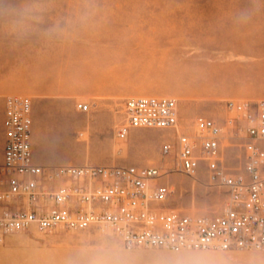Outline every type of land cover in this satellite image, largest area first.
Here are the masks:
<instances>
[{
  "label": "rangeland",
  "instance_id": "1",
  "mask_svg": "<svg viewBox=\"0 0 264 264\" xmlns=\"http://www.w3.org/2000/svg\"><path fill=\"white\" fill-rule=\"evenodd\" d=\"M5 84H16L5 96L32 99L36 159L159 166L161 182L174 190L164 207L218 211L224 189L209 185L206 164L188 175L176 170L173 154H162L174 130L137 128L121 140L115 128L134 96L178 100L180 131L189 134L200 116L226 125L233 115L227 99H264V0H0ZM79 102L88 109H79ZM63 137L69 141L58 144ZM242 141L225 148L234 172L241 167ZM105 244L120 248L131 264H154L177 252L127 247L99 225L32 226L0 242V264H76L81 251ZM209 251L230 264H264V250Z\"/></svg>",
  "mask_w": 264,
  "mask_h": 264
},
{
  "label": "built area",
  "instance_id": "2",
  "mask_svg": "<svg viewBox=\"0 0 264 264\" xmlns=\"http://www.w3.org/2000/svg\"><path fill=\"white\" fill-rule=\"evenodd\" d=\"M81 110L88 104L79 102ZM233 115L222 125L208 116L196 120L194 134L180 131L178 100L148 95L127 98L115 136L131 130H174L161 146L174 155L176 170L194 175L206 164L210 186L224 189L218 211L190 213L164 207L173 193L162 183L163 168L145 165L40 164L34 159L33 102L9 95L3 117L0 164V242L36 226L51 230L99 225L113 230L127 247L169 250H264V99H227ZM227 126V127H226ZM242 138L239 172L225 148ZM228 140L230 144L223 145Z\"/></svg>",
  "mask_w": 264,
  "mask_h": 264
},
{
  "label": "clouds",
  "instance_id": "3",
  "mask_svg": "<svg viewBox=\"0 0 264 264\" xmlns=\"http://www.w3.org/2000/svg\"><path fill=\"white\" fill-rule=\"evenodd\" d=\"M76 264H131V262L120 248L105 244L92 250L81 251ZM154 264H230V261L212 251L193 248L161 256ZM251 264H255V261Z\"/></svg>",
  "mask_w": 264,
  "mask_h": 264
},
{
  "label": "crops",
  "instance_id": "4",
  "mask_svg": "<svg viewBox=\"0 0 264 264\" xmlns=\"http://www.w3.org/2000/svg\"><path fill=\"white\" fill-rule=\"evenodd\" d=\"M9 91L16 92V84L13 85L9 84V86H6L5 84L0 86V159H1L0 164L3 162V146H4L3 117H4V109H5V100L6 97L9 96V95L5 96V93ZM134 130L136 129L131 130V132H134ZM66 139L67 138L63 137L62 141L59 142L58 144L60 145L66 144L69 141ZM68 146L71 147L70 145ZM34 159L36 162L40 164H48L43 160L36 159L35 156ZM60 164H72V163H60ZM78 165H83V164H78Z\"/></svg>",
  "mask_w": 264,
  "mask_h": 264
},
{
  "label": "bare ground",
  "instance_id": "5",
  "mask_svg": "<svg viewBox=\"0 0 264 264\" xmlns=\"http://www.w3.org/2000/svg\"><path fill=\"white\" fill-rule=\"evenodd\" d=\"M219 71H220V70H219ZM190 75H191V76H194V74H193V73H191ZM191 89H192V88H191V87H189V91H192Z\"/></svg>",
  "mask_w": 264,
  "mask_h": 264
}]
</instances>
